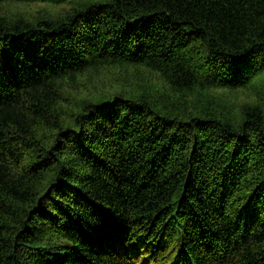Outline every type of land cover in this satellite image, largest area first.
<instances>
[{"label": "trees", "instance_id": "1", "mask_svg": "<svg viewBox=\"0 0 264 264\" xmlns=\"http://www.w3.org/2000/svg\"><path fill=\"white\" fill-rule=\"evenodd\" d=\"M0 264H264V0H0Z\"/></svg>", "mask_w": 264, "mask_h": 264}, {"label": "rangeland", "instance_id": "2", "mask_svg": "<svg viewBox=\"0 0 264 264\" xmlns=\"http://www.w3.org/2000/svg\"><path fill=\"white\" fill-rule=\"evenodd\" d=\"M10 10L14 13H17V14H36L37 12H42L43 10L47 11V10H49V8L45 7V6H38V5H33V6L15 5V6L10 7ZM56 10H58V9H56Z\"/></svg>", "mask_w": 264, "mask_h": 264}]
</instances>
